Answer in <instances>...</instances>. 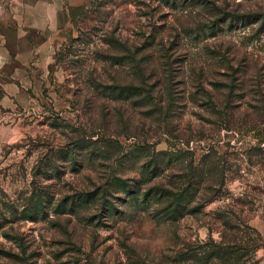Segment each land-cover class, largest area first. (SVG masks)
Wrapping results in <instances>:
<instances>
[{
    "label": "rangeland",
    "instance_id": "rangeland-1",
    "mask_svg": "<svg viewBox=\"0 0 264 264\" xmlns=\"http://www.w3.org/2000/svg\"><path fill=\"white\" fill-rule=\"evenodd\" d=\"M75 1L43 98L0 68V264H264V0Z\"/></svg>",
    "mask_w": 264,
    "mask_h": 264
},
{
    "label": "crops",
    "instance_id": "crops-1",
    "mask_svg": "<svg viewBox=\"0 0 264 264\" xmlns=\"http://www.w3.org/2000/svg\"><path fill=\"white\" fill-rule=\"evenodd\" d=\"M33 7L41 5V14L34 23L18 27L0 26V68L8 63L21 66L23 87L37 98H43L46 88L52 89L51 81L58 67L56 53L73 37L74 24L68 7H78L85 1L36 0Z\"/></svg>",
    "mask_w": 264,
    "mask_h": 264
},
{
    "label": "trees",
    "instance_id": "trees-1",
    "mask_svg": "<svg viewBox=\"0 0 264 264\" xmlns=\"http://www.w3.org/2000/svg\"><path fill=\"white\" fill-rule=\"evenodd\" d=\"M248 24H261V25H263L264 24V14H259V15H252V14H249L248 13ZM122 51H124V52H126V53H129V51H127L126 49H122ZM135 56H136V54H135V52H133V53H129V55L127 54V57H128V59L127 60H129L130 62H132V60L135 58ZM132 64H135V65H137L138 64V62H133ZM120 92H121V94L122 93H129V91H132L133 89L130 87H128V88H119L118 89ZM264 117V116H263Z\"/></svg>",
    "mask_w": 264,
    "mask_h": 264
}]
</instances>
